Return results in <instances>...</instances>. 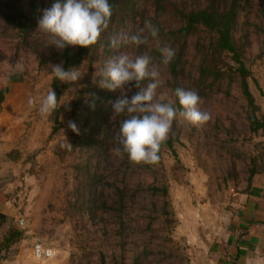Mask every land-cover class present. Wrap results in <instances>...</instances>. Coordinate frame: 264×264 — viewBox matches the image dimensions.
<instances>
[{"label": "rangeland", "instance_id": "374dc122", "mask_svg": "<svg viewBox=\"0 0 264 264\" xmlns=\"http://www.w3.org/2000/svg\"><path fill=\"white\" fill-rule=\"evenodd\" d=\"M55 2L0 0V92L8 88L0 99V188L20 206L7 227V235L19 234L15 243L4 246L5 263L204 264L224 212L235 206L251 174L264 172V133L250 128L237 64L230 53L215 50L216 34L200 26L185 37L164 33L183 22L175 8L189 12L213 5L222 10L231 0H163L159 17L155 0L125 1L101 45L76 66L82 78L73 85L59 83L58 121L55 112L47 119L39 114L40 99L52 89L50 65L62 64L53 37L38 24L43 10ZM35 5L41 9L30 20ZM263 6L264 0H241L234 30L259 118H264ZM146 21L159 29L157 37L148 34ZM20 22L26 24L23 29ZM141 29L146 43L110 46L112 36ZM165 46L183 47L180 88L198 93V107L210 119L192 125L177 117L167 137L173 138V147L161 149L160 161L134 163L115 151L122 148V122L134 114L114 115L113 104L122 95L131 99L138 91L135 81L110 91L100 87L94 73L121 52L133 59L147 55L149 68L160 73L157 96L166 93L165 102L173 101L178 109L173 77L160 51ZM204 57L223 72L214 81L212 75L199 80ZM15 74L20 79L9 82ZM150 82L145 79L142 86ZM69 121L77 125L78 135L68 128ZM120 206L127 211L123 221ZM163 208L170 212L167 219L160 216ZM36 241L51 247L54 256L34 259Z\"/></svg>", "mask_w": 264, "mask_h": 264}, {"label": "clouds", "instance_id": "9594fccd", "mask_svg": "<svg viewBox=\"0 0 264 264\" xmlns=\"http://www.w3.org/2000/svg\"><path fill=\"white\" fill-rule=\"evenodd\" d=\"M113 14L112 5L109 0H56L50 8L43 10L42 18L39 20V29L50 34L58 49L67 46H80L89 48L98 43L102 33L109 27L110 18ZM145 28L151 37H157L159 29L150 22H145ZM129 35L121 33L110 38V46L119 47L121 44L140 45L147 42V36L141 33ZM164 59L163 63H169L175 52L170 47L160 49ZM151 58L147 55H139L134 59L121 52L108 60L94 73V80L99 77V85L110 91L123 89L125 85L135 81L138 91L128 99L121 96L114 104L115 114L125 111L130 115L125 119L120 128L119 138L122 148L115 149L118 155L126 153L130 161L134 163H155L158 161V152L172 128L173 121L177 117L189 122L192 125H201L210 119L207 112L201 111L198 105L201 98L194 90L177 88L175 96L178 98L181 109L174 106V102H165L166 93L157 96V88L160 87V73L155 67L149 68ZM21 66L17 65L19 69ZM51 74L54 79L60 82L75 84L82 78L83 73L79 68L72 67L65 70L62 64L50 65ZM145 79L151 80L147 86H142ZM7 86L8 79L2 81ZM79 87H84L80 85ZM75 93L77 88L69 89ZM130 90V89H129ZM30 106L35 101L29 99ZM61 107L57 95L53 89L39 101V114L42 118L50 117L57 108ZM68 128L77 135V125L69 121ZM253 264H264V259H256Z\"/></svg>", "mask_w": 264, "mask_h": 264}, {"label": "trees", "instance_id": "16d2710c", "mask_svg": "<svg viewBox=\"0 0 264 264\" xmlns=\"http://www.w3.org/2000/svg\"><path fill=\"white\" fill-rule=\"evenodd\" d=\"M127 0H109V3L112 5L113 14L110 18L109 25L112 23L114 17L117 14L119 7ZM163 0H155L156 4V13L158 17L162 14L164 10V5L162 4ZM240 1L241 0H231L229 5L222 10L217 9L215 6H208L202 9H192L189 12H183L178 8H175L176 12L181 15L183 22L179 26L178 29L173 30L171 32L164 33L165 35L168 34L170 37L177 38V37H185L189 35L192 31L197 29L199 26L204 27L207 30H210L216 34L214 40V48L216 51H224L231 54L232 59L236 62V72L240 77V88L241 94L243 98L247 102V106L249 107L247 119L250 122V128L252 131L256 132L261 130L264 133V118H259L256 116L255 111L257 110V106L254 103V97L249 89L248 84V77L250 75V71L245 66L244 62L241 59L240 52L236 45L234 39V30L237 25V21L240 15ZM40 5H35L32 7L31 15L29 19H34L35 15L40 11ZM262 13L264 14V6L261 8ZM158 20L156 21V23ZM18 24V23H17ZM25 23H19V27L25 26ZM27 27V26H26ZM23 29V28H22ZM103 39V33L101 35L100 40L97 44L89 47L83 48L80 46H67L64 49H59L60 51V59L62 60V65L65 70L69 68L76 67L82 63L88 56H90L100 45ZM182 44H185L184 42ZM174 49V48H173ZM183 47L179 48L177 51L174 49L175 55L173 59L168 63L169 72L173 77V94L176 98V102L178 104V109H181L182 106L179 105L178 98L175 96V90L180 88L179 78L178 75L183 69V55L184 52L182 51ZM204 57L201 62L200 72H199V80L205 81L209 76H213V81L216 78L220 77L223 74L222 70L218 68L214 62L208 61ZM20 79V76L15 74L11 78H9V82H15ZM60 81L53 78L52 82V89L55 91L57 98L61 93V87L59 85ZM7 87L3 88L0 92V99L4 96V93L7 91ZM58 111H55V121H58L57 118ZM173 138L170 137L164 141L160 147L158 152V156L160 159L161 149L164 147L172 148L173 147ZM158 159L159 162L160 160ZM264 173V172H255L251 174L249 177L248 186L252 180V177L255 174ZM154 190H158V187H153ZM160 190V189H159ZM165 193V191H163ZM119 213L121 214V220L123 221V217L127 213L125 206H120L118 208ZM160 216L165 217L166 219L170 216V212L163 208ZM0 218L4 219V216L0 214ZM124 227V225H123ZM18 232L16 231H9L8 235L5 236L3 242L5 244H10L15 242L18 236ZM146 248H144L141 252V255L146 252ZM140 257V254L136 256L135 261H137Z\"/></svg>", "mask_w": 264, "mask_h": 264}, {"label": "crops", "instance_id": "0c3cea01", "mask_svg": "<svg viewBox=\"0 0 264 264\" xmlns=\"http://www.w3.org/2000/svg\"><path fill=\"white\" fill-rule=\"evenodd\" d=\"M19 209L0 188V214L4 216L0 218V264H8L3 240ZM223 215L204 264H253L258 258L264 259V173L252 177L247 189L237 194L235 206H229Z\"/></svg>", "mask_w": 264, "mask_h": 264}, {"label": "built area", "instance_id": "2783aa9c", "mask_svg": "<svg viewBox=\"0 0 264 264\" xmlns=\"http://www.w3.org/2000/svg\"><path fill=\"white\" fill-rule=\"evenodd\" d=\"M31 253L34 259L42 260L54 256L55 251L51 247L44 245L42 242L36 241L32 245Z\"/></svg>", "mask_w": 264, "mask_h": 264}]
</instances>
